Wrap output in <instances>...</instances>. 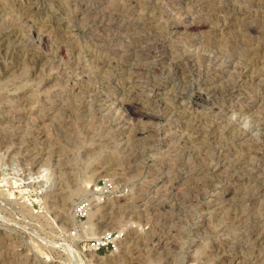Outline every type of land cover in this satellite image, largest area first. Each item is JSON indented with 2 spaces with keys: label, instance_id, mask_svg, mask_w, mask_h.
<instances>
[{
  "label": "rangeland",
  "instance_id": "rangeland-1",
  "mask_svg": "<svg viewBox=\"0 0 264 264\" xmlns=\"http://www.w3.org/2000/svg\"><path fill=\"white\" fill-rule=\"evenodd\" d=\"M129 262L264 264V0H0V264Z\"/></svg>",
  "mask_w": 264,
  "mask_h": 264
},
{
  "label": "bare ground",
  "instance_id": "bare-ground-1",
  "mask_svg": "<svg viewBox=\"0 0 264 264\" xmlns=\"http://www.w3.org/2000/svg\"><path fill=\"white\" fill-rule=\"evenodd\" d=\"M115 10V9H114ZM114 13V12H113ZM179 23H175L174 28L177 29L179 27ZM199 24L195 21L186 24L184 27L187 30L195 29ZM33 38V37H32ZM42 39V38H41ZM154 45V44H153ZM148 48V47H147ZM154 48V47H153ZM147 51V50H146ZM145 52V51H144ZM148 53V52H147ZM137 58V57H136ZM138 67V66H137ZM134 68V67H133ZM136 71V70H135ZM123 102V101H122ZM121 109V108H120ZM142 109V108H141ZM123 110L126 115L134 116V115H141V110H139L138 106L135 105L134 101H124L123 102ZM122 110V111H123ZM236 164V163H235ZM178 203V202H177ZM127 264H131L130 262Z\"/></svg>",
  "mask_w": 264,
  "mask_h": 264
},
{
  "label": "built area",
  "instance_id": "built-area-1",
  "mask_svg": "<svg viewBox=\"0 0 264 264\" xmlns=\"http://www.w3.org/2000/svg\"><path fill=\"white\" fill-rule=\"evenodd\" d=\"M108 243H109L108 239L102 237V238L100 239V241H94V242H92L91 244H92V245H95V249H100L101 247H104V246L107 247V246H108Z\"/></svg>",
  "mask_w": 264,
  "mask_h": 264
}]
</instances>
